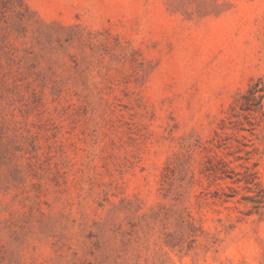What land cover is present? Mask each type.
Masks as SVG:
<instances>
[{
	"label": "rangeland",
	"instance_id": "rangeland-1",
	"mask_svg": "<svg viewBox=\"0 0 264 264\" xmlns=\"http://www.w3.org/2000/svg\"><path fill=\"white\" fill-rule=\"evenodd\" d=\"M0 264H264V0H0Z\"/></svg>",
	"mask_w": 264,
	"mask_h": 264
}]
</instances>
